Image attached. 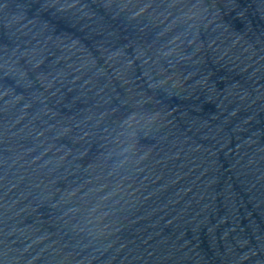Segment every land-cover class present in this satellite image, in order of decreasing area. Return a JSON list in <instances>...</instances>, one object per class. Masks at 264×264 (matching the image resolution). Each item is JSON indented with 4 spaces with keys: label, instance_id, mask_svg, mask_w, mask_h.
Segmentation results:
<instances>
[{
    "label": "water",
    "instance_id": "95a60500",
    "mask_svg": "<svg viewBox=\"0 0 264 264\" xmlns=\"http://www.w3.org/2000/svg\"><path fill=\"white\" fill-rule=\"evenodd\" d=\"M0 264H264V0H0Z\"/></svg>",
    "mask_w": 264,
    "mask_h": 264
}]
</instances>
